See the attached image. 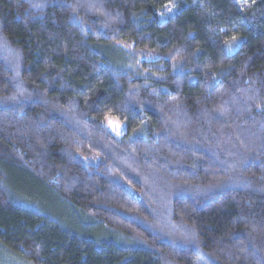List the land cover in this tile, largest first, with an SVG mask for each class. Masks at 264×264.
I'll list each match as a JSON object with an SVG mask.
<instances>
[{
    "label": "trees",
    "instance_id": "obj_1",
    "mask_svg": "<svg viewBox=\"0 0 264 264\" xmlns=\"http://www.w3.org/2000/svg\"><path fill=\"white\" fill-rule=\"evenodd\" d=\"M0 250L264 264V0H0Z\"/></svg>",
    "mask_w": 264,
    "mask_h": 264
},
{
    "label": "rangeland",
    "instance_id": "obj_2",
    "mask_svg": "<svg viewBox=\"0 0 264 264\" xmlns=\"http://www.w3.org/2000/svg\"><path fill=\"white\" fill-rule=\"evenodd\" d=\"M225 51L227 54L233 53L232 52L233 49L230 50L227 47L225 48ZM104 125L110 133H112L118 137L123 135L126 132L125 124L122 123L121 121L117 120L116 118L107 117L104 120ZM0 264H24V263L14 259L10 255L5 254L3 251L0 250Z\"/></svg>",
    "mask_w": 264,
    "mask_h": 264
}]
</instances>
